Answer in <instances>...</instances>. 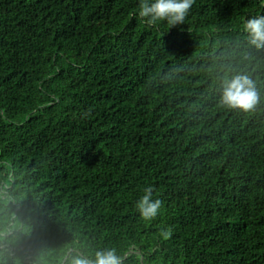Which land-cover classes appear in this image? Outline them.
Listing matches in <instances>:
<instances>
[{"label":"trees","instance_id":"trees-1","mask_svg":"<svg viewBox=\"0 0 264 264\" xmlns=\"http://www.w3.org/2000/svg\"><path fill=\"white\" fill-rule=\"evenodd\" d=\"M139 4L0 0V264H264V49L243 30L264 0H195L173 27ZM236 74L252 111L220 104Z\"/></svg>","mask_w":264,"mask_h":264},{"label":"clouds","instance_id":"clouds-1","mask_svg":"<svg viewBox=\"0 0 264 264\" xmlns=\"http://www.w3.org/2000/svg\"><path fill=\"white\" fill-rule=\"evenodd\" d=\"M195 0H140L138 16L148 25L157 22H167L171 27L183 24ZM249 45L257 50L264 49V15L252 16L243 23ZM261 102L260 93L255 82L247 74H236L231 78L225 77L222 85L220 104L227 109H239L244 112L254 110ZM90 113H85L88 115ZM144 195L137 201L135 207L141 218L151 221L157 217L162 207L160 199H153L154 188L149 186ZM164 239L171 236V229H161ZM139 259V257H138ZM67 264H122V257L117 255L115 248L97 250L95 258H87L79 252L70 253Z\"/></svg>","mask_w":264,"mask_h":264}]
</instances>
